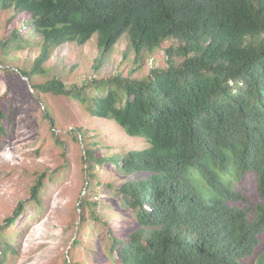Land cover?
<instances>
[{"label":"trees","instance_id":"1","mask_svg":"<svg viewBox=\"0 0 264 264\" xmlns=\"http://www.w3.org/2000/svg\"><path fill=\"white\" fill-rule=\"evenodd\" d=\"M0 7L47 32L32 69L21 71L30 81L68 41L84 45L97 35L100 59L125 32L137 56L178 42L165 50L168 66L143 78L32 84L146 139L147 147L126 154L98 159L87 149L85 156L125 176L147 173L116 188L138 227L110 235L115 264H264V0H0ZM6 118L2 104L0 130ZM97 204L82 200L92 213ZM23 210L21 202L0 226V264L15 252L5 229Z\"/></svg>","mask_w":264,"mask_h":264},{"label":"rangeland","instance_id":"2","mask_svg":"<svg viewBox=\"0 0 264 264\" xmlns=\"http://www.w3.org/2000/svg\"><path fill=\"white\" fill-rule=\"evenodd\" d=\"M29 19L0 7V42H10L0 48V106L12 116L0 130V226L24 204L3 234L15 248L7 252L6 264H115L108 250L110 235L123 237L138 227L116 188L147 173L125 176L114 164L88 162L85 156L87 149L98 159L126 154L147 147L146 139L129 136L115 120L92 115L76 99L41 93L32 84L53 77L68 87L115 75L143 78L151 69L168 66L165 50L178 42L169 39L153 53L137 56L125 32L100 59L97 35L84 45L68 41L44 64L46 73L30 81L21 71L32 69L47 32L32 30ZM39 180L43 188L36 202L32 191ZM85 198L97 201L94 213L82 206Z\"/></svg>","mask_w":264,"mask_h":264},{"label":"water","instance_id":"3","mask_svg":"<svg viewBox=\"0 0 264 264\" xmlns=\"http://www.w3.org/2000/svg\"><path fill=\"white\" fill-rule=\"evenodd\" d=\"M26 79H28V77H26Z\"/></svg>","mask_w":264,"mask_h":264}]
</instances>
